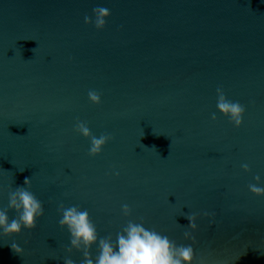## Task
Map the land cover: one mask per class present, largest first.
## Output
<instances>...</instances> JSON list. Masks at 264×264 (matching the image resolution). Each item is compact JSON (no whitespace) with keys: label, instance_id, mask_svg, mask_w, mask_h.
<instances>
[{"label":"water","instance_id":"obj_1","mask_svg":"<svg viewBox=\"0 0 264 264\" xmlns=\"http://www.w3.org/2000/svg\"><path fill=\"white\" fill-rule=\"evenodd\" d=\"M94 7L110 11L103 28L84 20ZM217 88L245 107L240 127ZM79 122L111 135L100 154ZM249 184L264 187V0H0V210L18 216V185L44 208L0 236V264H82L58 223L71 206L100 238L131 220L191 244L192 264H264V193Z\"/></svg>","mask_w":264,"mask_h":264},{"label":"clouds","instance_id":"obj_2","mask_svg":"<svg viewBox=\"0 0 264 264\" xmlns=\"http://www.w3.org/2000/svg\"><path fill=\"white\" fill-rule=\"evenodd\" d=\"M92 11L94 21L85 16V22L94 23L97 29L103 28L106 24L105 17L110 15V11L104 7H94ZM217 93V108L235 127H240L243 123L245 107L238 101L226 99L219 88ZM88 97L94 103L101 102L100 94L95 91L90 90ZM211 118L216 119L214 113ZM75 129L84 136H90L88 154L91 156L100 154L104 145L112 138L110 134H101L98 137L90 135V130L83 122L77 123ZM242 167L245 171L249 170L247 164ZM114 174L118 175V173ZM254 179L259 181L260 177L256 176ZM28 184L30 179L26 177L23 185ZM23 185H18L17 190L9 194L8 206L16 209L18 216L9 219L7 212L0 210V236H9L20 233L23 229L34 228L37 219L44 214L42 202ZM248 188L255 194L264 193V187L257 184H249ZM121 209L124 215L130 214L131 209L128 204H122ZM186 218L189 226L195 228V224L190 222L189 217L186 216ZM58 223L67 229L71 247L81 250L83 246L82 264H192L193 261L194 249L191 244L178 245L168 236L146 228L142 223L129 220L122 231L117 233L115 241L98 237L96 226L86 209L82 210L76 206L63 208ZM184 236L190 238L187 231L184 232ZM97 242L98 254L92 258L87 249ZM11 248L16 252L23 250L16 243H12ZM63 264H75V261L64 257Z\"/></svg>","mask_w":264,"mask_h":264}]
</instances>
